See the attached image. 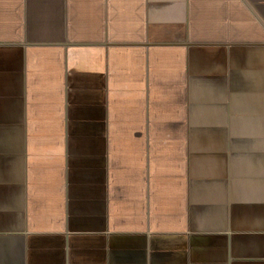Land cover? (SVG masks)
<instances>
[{"label": "crops", "instance_id": "1", "mask_svg": "<svg viewBox=\"0 0 264 264\" xmlns=\"http://www.w3.org/2000/svg\"><path fill=\"white\" fill-rule=\"evenodd\" d=\"M0 264H264V0H0Z\"/></svg>", "mask_w": 264, "mask_h": 264}]
</instances>
